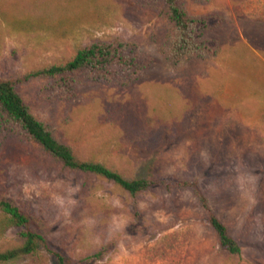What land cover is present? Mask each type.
<instances>
[{"label":"rangeland","instance_id":"374dc122","mask_svg":"<svg viewBox=\"0 0 264 264\" xmlns=\"http://www.w3.org/2000/svg\"><path fill=\"white\" fill-rule=\"evenodd\" d=\"M211 16L214 59L176 69L160 46L163 19L132 0H0V79L63 61L94 40L134 41L149 60L138 80L83 82L68 100L19 85L32 112L83 159L127 178L197 179L241 247L221 249L189 190L131 196L67 168L27 141L0 150V197L44 231L68 264H264V0H187ZM17 243L0 231V250ZM7 264H57L41 249Z\"/></svg>","mask_w":264,"mask_h":264},{"label":"trees","instance_id":"16d2710c","mask_svg":"<svg viewBox=\"0 0 264 264\" xmlns=\"http://www.w3.org/2000/svg\"><path fill=\"white\" fill-rule=\"evenodd\" d=\"M153 10L166 23L167 32L160 46L169 66L179 69L192 59H214L220 48L207 38L211 16L189 11L187 0H132ZM149 60L134 41L124 39L94 40L79 46L63 61L30 68L16 76L0 79V150L13 136L36 145L63 168L94 174L113 182L131 196L153 187L173 192L189 190L212 228L218 245L229 254H240L241 247L227 225L214 212L209 198L197 179L182 177L127 178L112 167L79 157L71 144L60 140L55 129L34 114L18 90L19 85L40 81L37 95L42 100L71 99L83 82H102L119 86L138 80ZM261 117L264 120V109ZM15 230L17 243L0 250V264L35 255L43 249L57 264H68L65 255L51 247L47 234L33 227V219L12 200L0 197V231Z\"/></svg>","mask_w":264,"mask_h":264}]
</instances>
